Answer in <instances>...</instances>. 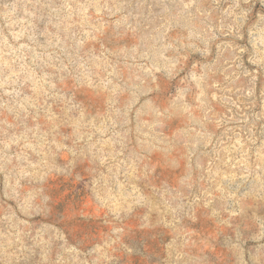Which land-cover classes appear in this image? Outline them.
<instances>
[{"label": "rangeland", "instance_id": "374dc122", "mask_svg": "<svg viewBox=\"0 0 264 264\" xmlns=\"http://www.w3.org/2000/svg\"><path fill=\"white\" fill-rule=\"evenodd\" d=\"M0 264H264V0H0Z\"/></svg>", "mask_w": 264, "mask_h": 264}]
</instances>
